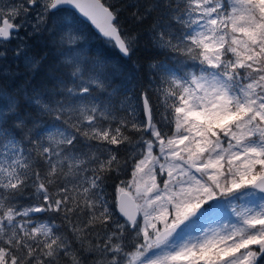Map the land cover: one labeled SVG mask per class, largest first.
Returning a JSON list of instances; mask_svg holds the SVG:
<instances>
[{"label": "snow or ice", "instance_id": "6c2138e0", "mask_svg": "<svg viewBox=\"0 0 264 264\" xmlns=\"http://www.w3.org/2000/svg\"><path fill=\"white\" fill-rule=\"evenodd\" d=\"M155 11L168 18L154 27L156 46L187 70L140 89L142 119L131 98L117 117L108 89L118 70L103 51L85 61L69 47L55 87L25 94L52 117L39 131L16 96L2 94L0 264H264V0H153L132 17ZM76 12L132 55L137 36L106 0H0V59L16 40V57L36 67L28 39L50 30L78 45ZM126 129L141 134L135 145ZM122 145L136 152L133 179L110 205L105 180L128 164ZM223 201L231 214L220 220Z\"/></svg>", "mask_w": 264, "mask_h": 264}, {"label": "trees", "instance_id": "16d2710c", "mask_svg": "<svg viewBox=\"0 0 264 264\" xmlns=\"http://www.w3.org/2000/svg\"><path fill=\"white\" fill-rule=\"evenodd\" d=\"M108 4L116 5L121 10L120 23L123 29L129 33L137 36L135 50L130 57H124L119 54L118 50L107 43L103 38L99 37L93 28L80 19L75 14L76 26L84 33V39L78 45H69L61 42L60 37H52L51 30L49 32H41L28 39V56L38 61L36 67L23 64L21 59L15 55H8L7 60L8 69L11 70L9 74H1L0 68V107H4L5 103L2 98L3 93L15 95L19 101L18 111L27 118L34 119L37 123V131L44 126H48L52 122V117L42 115L38 112L34 105H30L25 98L31 96L33 89H38L41 92H48L55 87L57 78L64 76L62 68L65 60L64 53L69 48H76L85 61L91 59L97 51L105 52L110 59L109 71L118 70L113 76L111 88L112 92L116 89V94L112 97L115 104L118 118L127 117L128 113L124 111L127 101L131 98L133 105L137 106V119H142L139 114L138 104L136 98L142 87L147 88L152 79H159L165 73L181 71V68H186L180 64L179 57L172 55L167 57L156 46L153 39V30L157 23H167L168 18L161 11H155L151 16H148L143 22H136L132 13L139 7L143 12L144 5L153 2V0H106ZM163 4V0H160ZM67 13H73L66 10ZM71 18V17H69ZM163 64V68L157 73V69L152 68V65ZM182 73V71H181ZM152 101L154 105L159 104L156 95L152 94ZM155 115V112H154ZM125 134L131 139V144L135 145L140 138V133L124 130ZM118 156L121 160H127L128 164L123 168L119 175L112 174L105 180V196L112 205L116 198V186L120 181L128 182L132 179L133 150L131 147L121 146L118 151ZM26 203V201H21ZM44 220L48 219L47 214H36ZM56 223L61 227L60 220ZM60 264H65L61 261ZM83 264H92V258L84 259Z\"/></svg>", "mask_w": 264, "mask_h": 264}, {"label": "rangeland", "instance_id": "374dc122", "mask_svg": "<svg viewBox=\"0 0 264 264\" xmlns=\"http://www.w3.org/2000/svg\"><path fill=\"white\" fill-rule=\"evenodd\" d=\"M18 2H20V0H3V3L4 4H15V3H18ZM20 34H21V36L24 34V30L23 29H21V32H20ZM17 43H18V41H16V40H14V41H12L11 43H10V45H8L7 47H8V51H7V56L8 55H15V53L12 51V49L13 48H15L16 47V45H17ZM16 56V55H15ZM18 58H20L21 59V61H22V63L23 64H26L27 63V60H26V58L24 57V55L23 54H21V56L20 57H18ZM4 64H7V65H9L10 63H9V61L7 60V57L5 58V59H0V68L2 69V71H1V74H9V72H11V70L10 69H8V67H7V65H4ZM27 65H29L28 63H27ZM6 66V67H5ZM4 69V70H3ZM182 70V73H184V71H186L187 69L186 68H181ZM4 71V72H3ZM181 71H179V72H177V74L178 75H182L181 74ZM1 92V91H0ZM8 94V93H7ZM5 106V105H4ZM44 127H46V126H44ZM133 155L135 156L136 155V152L135 151H133ZM138 176H139V174H138ZM133 179V178H132ZM131 179V180H132ZM158 179H159V177H158ZM130 180V181H131ZM129 191H131L132 193H133V195H135V191H134V187L133 188H131V189H129ZM247 197H244V198H242V199H237V200H234V201H232V203L233 204H237V205H239V204H244V203H246L247 202ZM223 204H224V208L222 209V215H220V216H218L217 218L218 219H220V220H223V219H225V218H228V217H230V214H231V207L229 206V202L228 201H223ZM234 219V218H233Z\"/></svg>", "mask_w": 264, "mask_h": 264}, {"label": "water", "instance_id": "95a60500", "mask_svg": "<svg viewBox=\"0 0 264 264\" xmlns=\"http://www.w3.org/2000/svg\"><path fill=\"white\" fill-rule=\"evenodd\" d=\"M68 8H70V9H72L71 7H68ZM72 10H74V9H72ZM77 14H78V16L79 17H81L84 21H86V22H88L89 24H91V22L90 21H87V19L86 18H84V17H82L78 12H76ZM92 25V24H91ZM92 27L94 28V30L99 34V32H98V30L92 25ZM100 35V34H99ZM101 36V35H100Z\"/></svg>", "mask_w": 264, "mask_h": 264}, {"label": "bare ground", "instance_id": "6f19581e", "mask_svg": "<svg viewBox=\"0 0 264 264\" xmlns=\"http://www.w3.org/2000/svg\"><path fill=\"white\" fill-rule=\"evenodd\" d=\"M94 26V25H93ZM95 27V26H94ZM10 45V44H9ZM120 54V53H119ZM4 65H7V64H4ZM1 66V65H0ZM6 67V66H5ZM4 70V69H3ZM4 72V71H3Z\"/></svg>", "mask_w": 264, "mask_h": 264}, {"label": "flooded vegetation", "instance_id": "af4514ba", "mask_svg": "<svg viewBox=\"0 0 264 264\" xmlns=\"http://www.w3.org/2000/svg\"><path fill=\"white\" fill-rule=\"evenodd\" d=\"M17 23L19 22V21H16ZM23 36V35H22ZM14 41V40H13Z\"/></svg>", "mask_w": 264, "mask_h": 264}]
</instances>
